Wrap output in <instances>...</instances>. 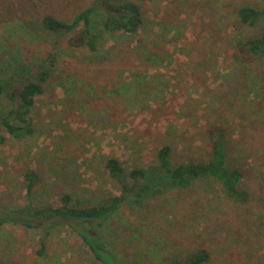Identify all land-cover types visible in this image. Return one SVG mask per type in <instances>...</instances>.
Returning a JSON list of instances; mask_svg holds the SVG:
<instances>
[{"label":"rangeland","instance_id":"1","mask_svg":"<svg viewBox=\"0 0 264 264\" xmlns=\"http://www.w3.org/2000/svg\"><path fill=\"white\" fill-rule=\"evenodd\" d=\"M108 1L139 5L143 23L136 33L105 29L104 0H0V118L20 103L8 95L36 79L49 51L85 69L70 76L68 91L53 86L64 106L49 93L37 101L30 114L34 134L14 139L0 125V207L29 202L30 177L25 188L21 181L34 171L40 173L38 193L31 196L37 206H61L71 192L78 193L74 201L80 206L101 203L122 191L107 172L110 156L132 183L131 169L144 167L148 177L157 172L158 148L165 144L174 164L207 161L220 128L228 167L243 172L236 188L246 200L202 176L187 187L151 190L141 204L129 198L104 235L115 240L122 264H184L200 252L209 254L202 264H264V53L245 61L238 50L241 40L264 33V15L250 27L240 21L239 8H263L264 1ZM94 3L102 7L92 18L100 35L96 55L86 44H68L81 25L73 32L42 26L47 14L71 21ZM142 41L162 56L155 66L145 64ZM127 67L139 71L131 74ZM151 102L156 113L147 106ZM42 234L0 226V264H101L63 224L46 237L40 255Z\"/></svg>","mask_w":264,"mask_h":264},{"label":"trees","instance_id":"2","mask_svg":"<svg viewBox=\"0 0 264 264\" xmlns=\"http://www.w3.org/2000/svg\"><path fill=\"white\" fill-rule=\"evenodd\" d=\"M104 1L108 7L113 8V10L108 7L103 8L107 12L106 19L104 20L106 30L113 32L123 31L129 34H134L138 31L143 20L141 9L137 3L126 2L112 4L108 0ZM98 5L100 4L94 3L87 6L71 21L47 14L42 19V26L47 30L55 32H73L81 25L82 28L68 38V44L73 48H79L86 44L90 54L96 55L101 52L100 35L93 28L92 18L96 12L101 11L100 9L102 7L99 8ZM263 15L264 4L263 8L246 4L238 10L240 21L250 27L255 26ZM141 45L145 49L143 53L145 64L155 66L154 59L162 56H160L158 51L155 52L152 49L150 50V48L147 49L143 41ZM238 50L242 55V59L245 61H252L253 55H263L264 33L241 40ZM63 57L65 56L62 55L61 57L60 54L49 51L40 60L36 70V79H28L18 92L14 91L8 95L11 100H14L17 96L20 98V103L0 118V125L5 127L7 134L11 138H23L35 133L30 114L34 105L37 104V101L42 99L46 93L55 95L54 102L57 100L61 102L59 104H63L64 106L63 98L61 97L63 94L58 92V95H56V90L53 86L56 89L58 88L59 91L60 89L68 91L67 85H69L70 76L76 77L79 74H84L85 69L82 68V63L63 60ZM131 68L127 67V71H130L131 74L139 71L133 70V68L130 70ZM120 69L119 72L122 70ZM130 75L127 76L130 77ZM103 87L105 88L103 92H106L107 88L105 86ZM2 93L3 86L0 84V99ZM162 94L163 92L160 93V95ZM160 95H154L155 100H158ZM146 104L144 103V105ZM155 104L156 102L147 104L153 113L157 112V110L154 111L153 109ZM14 119H18V122H15ZM128 131L129 129L125 130V132ZM2 137L1 139L3 140ZM223 137L224 133L220 128L214 130L211 152L207 161H188L174 164L171 156L172 148L167 144L160 146L157 152L156 162L159 165L157 172L153 176L148 177L144 167L131 169L129 177L132 179V183L128 182L124 177V169L120 165L117 157L110 156L106 162L107 172L121 184L122 191L119 194L110 195L101 203L88 206H80L75 203V198L69 193H65L62 196L61 206L35 205L31 196L36 184V175L29 172L26 174L30 177L27 185V194L30 198L29 202L25 206L14 204L0 207V226L10 223L31 229H42L41 247L37 250L42 255L46 248V237L51 233L53 228L63 224L85 241L93 257L99 260L101 264H122L118 255L119 252L116 251L113 245L115 240L105 237L104 231L110 230V218L116 215L129 198L141 204L144 198H146V194L151 190L154 193H159L169 185L173 187H187L199 177L212 176L222 185L226 194L234 196L238 200L247 199V194L238 191L236 188L243 177L242 170L238 168L231 169L227 165L226 154L223 149ZM208 258L209 254L206 252L193 253L186 258L184 264H202Z\"/></svg>","mask_w":264,"mask_h":264},{"label":"crops","instance_id":"3","mask_svg":"<svg viewBox=\"0 0 264 264\" xmlns=\"http://www.w3.org/2000/svg\"><path fill=\"white\" fill-rule=\"evenodd\" d=\"M3 159H4V157L2 156V157H0V161H3ZM10 159V158H9ZM6 160V159H5ZM22 172H23V170H22ZM23 174V173H22ZM27 173H24V178H25V180H23V181H21V183H22V187L23 188H25V185L27 184V181H28V176L26 175ZM34 174L36 175V181L39 179V177H40V173L39 172H36V171H34ZM69 175H71V174H69ZM37 176H38V178H37ZM13 180H15L14 179V177H13ZM29 182V181H28ZM38 187L37 186H34V189H33V195L35 194H37L38 193ZM13 194H14V192H12ZM74 198H75V196L76 195H78V193H73V192H71L70 193Z\"/></svg>","mask_w":264,"mask_h":264}]
</instances>
